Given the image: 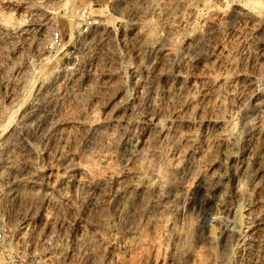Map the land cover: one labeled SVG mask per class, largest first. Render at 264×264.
I'll return each mask as SVG.
<instances>
[{"label": "rangeland", "instance_id": "rangeland-1", "mask_svg": "<svg viewBox=\"0 0 264 264\" xmlns=\"http://www.w3.org/2000/svg\"><path fill=\"white\" fill-rule=\"evenodd\" d=\"M200 1L0 0V264H264L223 230L264 165V0Z\"/></svg>", "mask_w": 264, "mask_h": 264}, {"label": "bare ground", "instance_id": "bare-ground-1", "mask_svg": "<svg viewBox=\"0 0 264 264\" xmlns=\"http://www.w3.org/2000/svg\"><path fill=\"white\" fill-rule=\"evenodd\" d=\"M176 1L182 6L187 3V0H176ZM196 2L197 3L195 4V6L190 11L191 14L193 12H196V7L201 1L200 0H196ZM237 9L239 11H241V12L243 11V8H241L239 5L237 6ZM95 22H96V20H94V24L93 25L96 24ZM175 25L176 24H175V22L173 20V21L169 22L167 27L169 29H174ZM33 26H35V24ZM36 29L42 34V31H43L42 24H38V26H36ZM26 31H27V28H26ZM168 37H163V40H167ZM191 48H193V47H191ZM172 49L170 47H168V46L167 47L163 46V56L169 55L171 53ZM221 50H222V54H221L220 58H221V62H224V60L226 58V55H225L226 51L223 49V47H222ZM168 57H170V56H168ZM199 87L200 88H199L198 92H199L200 98L199 99L191 98L189 100V103H188L189 106H193L197 101H201V100L205 101L209 97L212 96V94L209 95V93L207 92L208 88H207V86L205 84H202ZM182 110H184V109H181V108L177 109V113L182 112ZM38 115L39 114L37 113V111H34V110L32 111V108H31V110L27 114V117L32 119V118H37ZM39 117L37 119L38 121H39ZM40 127H41V125H40ZM262 162L263 161H260V164L259 165L257 164L258 166L257 165L255 166V167H257L255 170L252 169L250 167V165H248V163H245L246 165L244 166V168H242L243 169V171L241 172L242 173V177L248 176V178H249V176H252V185L251 186L248 185L247 187L245 185V187H243L242 183L245 184L243 182L244 179H241L239 177L240 179H238L239 181H237L238 185L236 186V191L235 192L240 197L245 199V204L242 206L243 207L242 209H234V210L232 209V210H229V211H231V214L233 215V219L234 220L237 219V217L239 215H243L245 217V219L243 220V222L241 224L236 223L238 225H235L234 222H232L233 221L232 220V221H230L232 223H230V224L227 223L228 225H226L225 228L223 229L227 233L231 234V237L232 236L234 237V238L232 237L234 239V241H235L234 244L239 250H243L245 248V246L248 245V239H250L252 237L263 238L264 239V168H263L264 165H262L263 164ZM260 165H262L263 167L260 166ZM130 190H131V186L129 184H125L124 185V193L128 192ZM127 203H128V201H127ZM128 206L130 207V205H128ZM238 219H239V217H238ZM249 243H250V241H249Z\"/></svg>", "mask_w": 264, "mask_h": 264}, {"label": "built area", "instance_id": "built-area-1", "mask_svg": "<svg viewBox=\"0 0 264 264\" xmlns=\"http://www.w3.org/2000/svg\"><path fill=\"white\" fill-rule=\"evenodd\" d=\"M81 14L85 17L84 23L87 26H92L94 24V18L93 15L90 13L89 8H83L81 11ZM51 39L53 43H59L60 42V33L58 31H53L51 35Z\"/></svg>", "mask_w": 264, "mask_h": 264}]
</instances>
